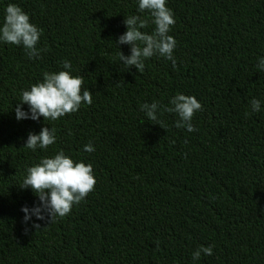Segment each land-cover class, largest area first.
Listing matches in <instances>:
<instances>
[{
    "label": "trees",
    "instance_id": "obj_1",
    "mask_svg": "<svg viewBox=\"0 0 264 264\" xmlns=\"http://www.w3.org/2000/svg\"><path fill=\"white\" fill-rule=\"evenodd\" d=\"M138 3L0 0V27L6 7L19 6L43 50L31 59L0 42V264H264V0H167L176 66L157 54L143 72L123 65L120 51L131 49L116 44L128 16L155 30ZM62 70L83 77L93 103L55 121H18L22 92ZM178 93L202 104L195 132L177 128L175 113L158 110L150 121L141 111L171 106ZM45 126L56 143L25 148ZM60 151L92 164L95 190L63 218L26 224L22 208L39 204L20 188L27 169ZM208 246L212 255L193 260Z\"/></svg>",
    "mask_w": 264,
    "mask_h": 264
},
{
    "label": "clouds",
    "instance_id": "obj_2",
    "mask_svg": "<svg viewBox=\"0 0 264 264\" xmlns=\"http://www.w3.org/2000/svg\"><path fill=\"white\" fill-rule=\"evenodd\" d=\"M138 11H147L150 14L155 30L151 34L142 32L149 21L140 15L126 17L124 24L127 31L119 37L116 44L129 45L131 55L125 56L120 51V61L128 69L135 67L139 72H143L145 60L158 54L170 60L175 67L176 59L173 53L177 41L169 33L176 21L173 11L167 7V0H139ZM40 36L41 30L31 23L29 15L22 8L15 4L6 7L4 23L0 27V42L23 46L29 58L37 59L43 51L37 48ZM62 67L70 70L71 63L64 61ZM258 67L264 71V59L260 60ZM83 84V77H74L70 71L45 72L42 82L22 92L21 100L14 108L16 119L39 121L43 117L45 121H55L78 112L82 104L93 103V93L84 89ZM250 104L254 112L260 111V100L252 99ZM24 105H28V111H24ZM170 105L162 106L159 102L145 103L141 105V111L146 113L150 121H158V110H161V114L175 113L179 117L175 124L177 128L195 132L192 121L195 113L202 110V104L197 98L178 93L170 100ZM55 143L56 129L45 126L39 134H28L25 148L32 151L37 148L47 150ZM84 151L91 153L95 149L88 144ZM96 184L91 163L75 162L63 151L51 158H43L39 164L27 169V175L20 186L24 190L31 189L39 200V204L32 209L22 208L25 223L27 224L33 216L38 221L51 223L57 218L69 215L74 205H79L95 190ZM32 227L40 229L41 225L33 223ZM201 253L212 255L213 249L211 246L197 249L193 253V260H198Z\"/></svg>",
    "mask_w": 264,
    "mask_h": 264
}]
</instances>
